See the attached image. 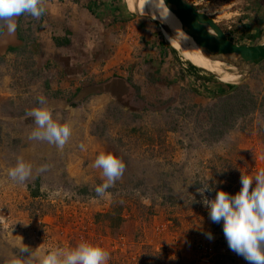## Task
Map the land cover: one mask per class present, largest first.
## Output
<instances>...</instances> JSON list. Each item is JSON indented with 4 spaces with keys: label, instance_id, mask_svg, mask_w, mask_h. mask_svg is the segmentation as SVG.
Wrapping results in <instances>:
<instances>
[{
    "label": "rangeland",
    "instance_id": "obj_1",
    "mask_svg": "<svg viewBox=\"0 0 264 264\" xmlns=\"http://www.w3.org/2000/svg\"><path fill=\"white\" fill-rule=\"evenodd\" d=\"M100 1L144 25L139 80L128 79L121 103L74 113L62 148L44 141L39 157L27 151L36 139H0V264H41L50 251L81 242L108 251V264H247L228 248L222 225L209 219L201 201L214 199L217 191L234 195L241 173L264 170V62L231 70L238 78L224 82L184 59L165 41L158 22L128 12V0ZM186 1L232 44H264V14L257 3ZM129 5L134 13V1ZM150 7L164 22L163 0H151ZM27 61L13 62L21 90L36 80ZM24 147L33 170L48 165L27 187L8 176ZM101 153L119 157L126 167L97 197L95 188L106 182L93 167ZM207 183L213 190L202 197L197 189Z\"/></svg>",
    "mask_w": 264,
    "mask_h": 264
},
{
    "label": "crops",
    "instance_id": "obj_2",
    "mask_svg": "<svg viewBox=\"0 0 264 264\" xmlns=\"http://www.w3.org/2000/svg\"><path fill=\"white\" fill-rule=\"evenodd\" d=\"M95 1L42 0L45 12L39 19L21 15L14 18V33L0 29V111L6 108V115L0 114V139H27L25 142H28L36 125L26 112L35 108H47L56 122L73 129L74 113L88 112L92 108L101 112L114 102L121 103L129 93L128 79L134 76L139 80L141 58L137 55L142 56L140 39L144 25L117 6L115 19H111L109 10L99 14L104 7L111 9L112 6L107 1L97 0L100 6L96 7ZM129 2L127 10L133 13ZM251 2L262 5L261 8L256 4L255 8L264 14V0ZM21 59L29 60V71L36 79L30 88L22 89L23 92L16 82L17 76L14 80L13 70L14 60ZM41 83L43 88L39 87ZM41 96L45 98L42 105L37 103ZM41 144L46 147L47 142L44 145V141L38 140L33 146L29 145L27 151L34 149L40 157ZM21 151L24 155L18 160L29 165L26 148H20ZM38 170L40 167L31 168L21 186L37 182Z\"/></svg>",
    "mask_w": 264,
    "mask_h": 264
},
{
    "label": "clouds",
    "instance_id": "obj_3",
    "mask_svg": "<svg viewBox=\"0 0 264 264\" xmlns=\"http://www.w3.org/2000/svg\"><path fill=\"white\" fill-rule=\"evenodd\" d=\"M44 12L42 0H0V29L12 34L16 29L14 18L29 15L39 19ZM38 103L44 104L45 98L39 97ZM26 116L31 117L36 125L29 139L47 141L58 148L67 142L71 134L70 127L56 122L47 108L32 109L26 112ZM47 167L42 165L40 171H45ZM93 167L101 169L106 177V182L95 188L97 197H103L107 189L123 175L126 165L111 153H101L96 157ZM30 173L31 166L18 160L16 166L8 171V176L22 183ZM240 184L239 192L234 195L217 191L214 199L203 198L201 202L208 210L209 219L222 225L224 238L232 252L242 257L247 264H264V170L254 176L241 173ZM212 190L207 183L197 192L204 197L205 192ZM206 238L211 240L212 234L207 233ZM109 259V252L102 247L81 242L73 249L56 248L50 251L41 264H108Z\"/></svg>",
    "mask_w": 264,
    "mask_h": 264
},
{
    "label": "water",
    "instance_id": "obj_4",
    "mask_svg": "<svg viewBox=\"0 0 264 264\" xmlns=\"http://www.w3.org/2000/svg\"><path fill=\"white\" fill-rule=\"evenodd\" d=\"M184 27L194 34L201 51L212 61L237 69H253L264 62V44L254 47L232 44L214 21L196 11L186 0H163ZM208 29H211L213 34Z\"/></svg>",
    "mask_w": 264,
    "mask_h": 264
},
{
    "label": "bare ground",
    "instance_id": "obj_5",
    "mask_svg": "<svg viewBox=\"0 0 264 264\" xmlns=\"http://www.w3.org/2000/svg\"><path fill=\"white\" fill-rule=\"evenodd\" d=\"M132 1H134L136 9L135 14L151 18L152 20L158 22L163 29L162 31L166 39L165 41L195 67L221 76L222 81L224 82L234 81L238 78L236 74L230 72L231 70H235L234 68H224L221 62L210 60L206 54L201 51L192 37L194 34L190 33V31L184 27L180 19L170 8H168L167 5H165L164 10L162 9L164 14L163 22L158 18V15L153 11V9H151V0ZM208 30L211 34H213L211 29Z\"/></svg>",
    "mask_w": 264,
    "mask_h": 264
},
{
    "label": "trees",
    "instance_id": "obj_6",
    "mask_svg": "<svg viewBox=\"0 0 264 264\" xmlns=\"http://www.w3.org/2000/svg\"><path fill=\"white\" fill-rule=\"evenodd\" d=\"M94 4L96 5V7H98V6H100L99 4H98V2H97V0L94 2ZM111 6H112V10L111 9H109V7H104V9L103 10H101V11H98L99 12V14H103V12H105V11H107V10H109V12H108V14L110 15V17H111V19H115L114 17H115V15H114V13L117 11V9H119V10H121L119 7H117V9L115 8L116 6L114 5V4H110ZM90 9V11L92 10V8L90 7L89 8ZM97 10V9H96ZM93 11H94V13L96 12L94 9H93ZM255 39L257 40V36H255L254 37V41H255ZM223 88H225L223 85H218V89H217V91H219V92H223Z\"/></svg>",
    "mask_w": 264,
    "mask_h": 264
},
{
    "label": "flooded vegetation",
    "instance_id": "obj_7",
    "mask_svg": "<svg viewBox=\"0 0 264 264\" xmlns=\"http://www.w3.org/2000/svg\"><path fill=\"white\" fill-rule=\"evenodd\" d=\"M125 1V0H124ZM126 5V4H125ZM165 3H164V1H163V7H161V9H163L164 10V8H165ZM127 9V8H126ZM156 13V12H155ZM133 14V13H132ZM135 14V13H134ZM164 15V14H163Z\"/></svg>",
    "mask_w": 264,
    "mask_h": 264
}]
</instances>
